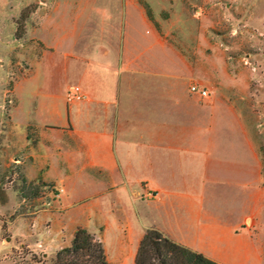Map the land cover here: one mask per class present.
<instances>
[{
	"label": "crops",
	"instance_id": "1",
	"mask_svg": "<svg viewBox=\"0 0 264 264\" xmlns=\"http://www.w3.org/2000/svg\"><path fill=\"white\" fill-rule=\"evenodd\" d=\"M234 1L204 0L198 26L184 29L192 36L182 47L194 51L190 58L171 31L144 25L124 27L112 43L82 44L118 49L120 56L75 52L70 59L84 63L77 82L86 99L66 102V118L55 128L36 126L29 179L61 186L72 236L87 228L103 242L110 264H135L149 229L220 264H264L262 238L252 230L264 210L256 102L253 93H241L248 77L235 55L239 34L255 32L241 27ZM193 84L208 96L192 93ZM31 141L26 127L25 142ZM103 206L113 223L104 221ZM126 207L137 220L144 211L149 222L135 227Z\"/></svg>",
	"mask_w": 264,
	"mask_h": 264
},
{
	"label": "rangeland",
	"instance_id": "2",
	"mask_svg": "<svg viewBox=\"0 0 264 264\" xmlns=\"http://www.w3.org/2000/svg\"><path fill=\"white\" fill-rule=\"evenodd\" d=\"M239 1H234V9L240 10L241 27L255 33L239 34L235 55L244 59L247 73L241 75L248 77V90L241 93L254 94L257 143L264 160V0ZM203 4L204 0H0V264H59L58 252L72 246L75 227L67 224L61 186L31 180L27 171L34 162L30 148L37 141L36 126L46 122L55 128L53 124L66 118L67 91L80 86L84 63L70 57L75 52L119 57L118 49H83L82 44L98 42L96 38L112 43L124 27L144 25L171 31V41L190 58L194 51L182 47L192 36L184 29L198 26L194 19H199ZM216 33L211 31V37ZM26 127L30 146L25 142ZM102 202L106 204L104 198ZM103 211L104 221L113 223L109 207L103 206ZM125 212L135 227L150 220L144 211L139 220L131 207ZM259 219L252 230L259 231L264 249V210ZM114 228L106 236L109 245Z\"/></svg>",
	"mask_w": 264,
	"mask_h": 264
},
{
	"label": "trees",
	"instance_id": "3",
	"mask_svg": "<svg viewBox=\"0 0 264 264\" xmlns=\"http://www.w3.org/2000/svg\"><path fill=\"white\" fill-rule=\"evenodd\" d=\"M57 260L59 264H110L103 242L83 227L75 231L72 246L58 252ZM135 264L220 263L174 242L159 230L149 229L140 243Z\"/></svg>",
	"mask_w": 264,
	"mask_h": 264
},
{
	"label": "built area",
	"instance_id": "4",
	"mask_svg": "<svg viewBox=\"0 0 264 264\" xmlns=\"http://www.w3.org/2000/svg\"><path fill=\"white\" fill-rule=\"evenodd\" d=\"M191 92L192 93H197V94H199L202 97H207L208 96L207 90L204 89L203 87H201L199 84H193L191 86ZM66 99H67L68 103H74V102L85 100L86 99V95L84 94V92H83V90L81 89L80 86H72L67 91ZM61 191H63V189ZM150 196L152 197L153 195L150 194ZM246 225L252 226V220L248 219L246 221Z\"/></svg>",
	"mask_w": 264,
	"mask_h": 264
}]
</instances>
